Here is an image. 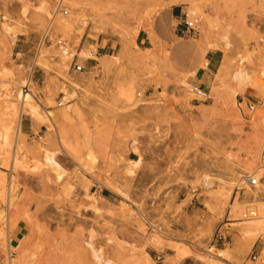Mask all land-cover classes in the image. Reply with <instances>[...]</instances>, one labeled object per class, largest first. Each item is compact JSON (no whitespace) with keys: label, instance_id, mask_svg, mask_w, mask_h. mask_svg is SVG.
<instances>
[{"label":"rangeland","instance_id":"374dc122","mask_svg":"<svg viewBox=\"0 0 264 264\" xmlns=\"http://www.w3.org/2000/svg\"><path fill=\"white\" fill-rule=\"evenodd\" d=\"M177 3L200 17L196 31L168 0H0V264H95L88 241L116 264H208L201 253L225 264L207 252L223 233L225 258L251 264L264 237V205L253 201L264 195V0ZM60 40L76 54L67 71ZM27 78L42 114L72 105L70 120L53 130L23 109ZM70 81L82 91L68 102ZM130 87L136 106L120 93ZM43 149L58 152L62 181ZM249 176L262 178L257 189ZM249 207L263 220H244Z\"/></svg>","mask_w":264,"mask_h":264},{"label":"bare ground","instance_id":"6f19581e","mask_svg":"<svg viewBox=\"0 0 264 264\" xmlns=\"http://www.w3.org/2000/svg\"><path fill=\"white\" fill-rule=\"evenodd\" d=\"M177 2H179V0H170V3H177ZM42 9H43V7H42ZM196 10L197 9H194L193 10V14H195L197 12ZM8 19L9 18L7 17V15H5L3 17V21L4 22H3V25L2 26H3L5 32L10 33L12 29L6 24V22L8 21ZM63 22L65 23V20ZM85 27H86V23L84 21H81V24H80L81 31L82 30L84 31L85 30ZM45 51L46 50L43 49V45L41 44L40 47H39V52H38L37 57H36V64L37 65H42L43 64L42 58L45 56ZM75 56H76V54H75L74 51L70 52L69 49H67L66 51L63 50V59H62V61L64 63V66H65V70L66 71L68 70V65H69L68 63H70L69 61L71 59H73ZM79 56L82 59H88V58H91L93 56V54L88 49H83L79 53ZM221 68H223V67H221ZM221 70H223V69H221ZM218 73H220V72H218ZM236 78H238L241 82H244L242 84V90H245L246 87L249 85V83L247 81L249 79V75L246 73V70H245L244 67H242V69H240L236 73ZM21 82H22V84H20L19 86L21 87V90H22L20 92L22 93L21 94V100H22L21 102H22L23 109L28 110V112L30 113V115L35 120H37V121H40V120L43 121L44 120L45 122L50 123L53 126L52 127L53 130H56L55 129L56 127H55V124H54L55 123V120H58V121H61V122H67V121L70 120V118L72 116V113L75 111L73 109L72 105H68L60 113V115L57 116V117L54 115V113L52 111H47L45 114H42L40 112V110H39L38 104L36 103V101L34 99V95L32 93L31 87H30V83H31L30 80L27 78V80L25 79V81H21ZM183 83H184V86L188 84L186 81H184ZM67 86L68 85H65L64 88H63V92H65V98L64 99L65 100H68V102H70L71 100H73V99H75L77 97V90H81L82 91V87L79 86V84L76 83V82H74V81H70V85H69L68 88H67ZM120 93H121V95L123 97V101L125 102V104H130L132 106H136V105H138V104L141 103V101L138 100L137 99V96H136V93L138 95V92H136L133 87H130L128 89H122L120 91ZM139 95H141V93ZM21 112H22V110H21ZM21 112H19V119H21L20 118V115H21L20 113ZM19 122H20V120H19ZM42 151L44 153V161H45V163L47 165H49L50 167H52V169L56 172V174H57V181L58 182L59 181H62L64 179V177L66 176V174H67V170L64 169V167L61 165V163L57 160V154H58V152H51V151H48L46 149H43ZM141 161H142L141 159L140 160H130V166L127 168V171H126V175L129 178L135 177L136 170L140 166ZM260 179H262V178H260ZM204 185L205 186H208L209 185V180H205L204 181ZM117 192H119V191H117ZM254 197L256 198L257 196H254ZM90 202H91L92 206L97 211H101V207L98 204V201H97L96 198L90 197ZM255 202H257L260 205H264V203H262L260 201H255ZM247 203L248 202H246V203H240L238 200H236L234 207H235L236 211H238V209H240L242 206L246 205ZM256 220L257 221H261L263 219L262 218H258ZM234 224H236V223H233V225ZM151 240L152 241H156V242L158 241L156 237H152V239H150V241ZM85 244H86L87 247H89L92 250V255H93L95 264H116L111 259L110 260H105V258L103 257V254L100 252V250H97L95 248V246L93 245V243L91 241H88ZM181 249H182V253H181L180 256H186L187 258H189L190 255H188V254H189L190 251H188V249H186V248H181ZM199 256H200V258H201L202 261L208 262V264H209L210 261H209V259L207 258V256L205 254L201 253Z\"/></svg>","mask_w":264,"mask_h":264},{"label":"built area","instance_id":"2783aa9c","mask_svg":"<svg viewBox=\"0 0 264 264\" xmlns=\"http://www.w3.org/2000/svg\"><path fill=\"white\" fill-rule=\"evenodd\" d=\"M64 14L67 15L68 11L65 10ZM183 15H185V20H184V26L187 29V31H196L197 26L200 24V17L190 15L188 12H182ZM59 45L63 50L69 49L68 43H66L63 40L59 41ZM75 58V57H74ZM75 72L78 73H84L86 72V67L85 65H79L75 64L74 66ZM192 92H194L196 95L201 97L203 100L207 101L209 99V95L207 92H205L203 89L200 87H193ZM243 101L241 102V104ZM246 105L248 106L249 110L252 112L255 110L256 104H253L252 102H246ZM261 179L258 178L257 176H249V179H247L248 185L250 186L251 189H257L258 185L260 184ZM258 217V209L256 207H249L247 210L243 213V219L244 220H253ZM231 242V237L230 235L223 233L219 236H217V239L215 242L210 243V245L207 248V252L218 259L224 261L225 264H233L230 262L229 259L225 258V250L227 247V244ZM247 261L250 262L251 264H264V237L261 238L260 242H257L254 244L250 254L247 257Z\"/></svg>","mask_w":264,"mask_h":264},{"label":"crops","instance_id":"0c3cea01","mask_svg":"<svg viewBox=\"0 0 264 264\" xmlns=\"http://www.w3.org/2000/svg\"><path fill=\"white\" fill-rule=\"evenodd\" d=\"M168 1H170V0H168ZM169 6H173L172 13H173L174 17L179 18L182 15L183 11L180 9V6L178 5V3L170 4ZM89 46H91V45H89ZM198 51L200 52V56H201V51L199 48H198ZM210 62H211V60H210ZM253 201H260V202L264 203V195L262 197H260L259 199H257V197H256ZM242 202L246 203L245 199H243ZM249 203H251V202H249ZM20 231H22L21 227H20ZM20 231L17 234V237H16L17 239H19V237L21 235Z\"/></svg>","mask_w":264,"mask_h":264}]
</instances>
